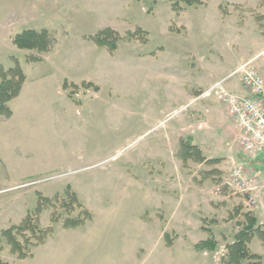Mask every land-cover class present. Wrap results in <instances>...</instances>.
Segmentation results:
<instances>
[{
	"label": "rangeland",
	"instance_id": "obj_1",
	"mask_svg": "<svg viewBox=\"0 0 264 264\" xmlns=\"http://www.w3.org/2000/svg\"><path fill=\"white\" fill-rule=\"evenodd\" d=\"M192 1L0 0V264L264 263L260 171L213 168L240 131L204 97L259 62L264 0Z\"/></svg>",
	"mask_w": 264,
	"mask_h": 264
},
{
	"label": "built area",
	"instance_id": "obj_2",
	"mask_svg": "<svg viewBox=\"0 0 264 264\" xmlns=\"http://www.w3.org/2000/svg\"><path fill=\"white\" fill-rule=\"evenodd\" d=\"M261 64L255 67L241 66L237 73L242 72V86L249 95H240L229 91L225 81H220L205 92L204 97L218 99L227 106L236 124L242 130L241 146L247 157L264 155V51L255 60ZM244 165H239L235 177L244 173ZM240 179V178H239ZM245 189H252V180L241 179Z\"/></svg>",
	"mask_w": 264,
	"mask_h": 264
},
{
	"label": "crops",
	"instance_id": "obj_3",
	"mask_svg": "<svg viewBox=\"0 0 264 264\" xmlns=\"http://www.w3.org/2000/svg\"><path fill=\"white\" fill-rule=\"evenodd\" d=\"M261 64V61L259 60L258 61H255V65L256 66H259ZM234 76H229V77H226L228 78V81L226 83V88L233 92V93H236V94H240V95H249V93L245 90V88L242 86V82H239V80H231ZM223 80V79H222ZM221 81V80H220ZM221 106L225 107L226 110H228L227 106L224 105L223 103L220 104ZM229 112V110H228ZM229 115L230 117L233 119V117L231 116L230 112H229ZM217 120L219 121L220 125L222 126V128L226 129V123L224 122V120L222 119V117L220 115H217L216 116ZM234 120V119H233ZM235 122V120H234ZM236 123V122H235ZM230 127V126H229ZM228 127V128H229ZM236 127L239 129L240 131V134H239V137L238 139L236 138V141H234L233 143H237V141H239L237 144L233 145V147H235V150H233V154L231 156H224L222 158L226 159L224 160L222 163H218V164H214L215 166H213V168H217V169H225V170H228L229 169V166H227L230 162L237 165V163H239L240 161L238 160H241L240 158L242 157L243 160L245 161L247 159V162H251L252 161H255V165H256V169H259L260 173H258V177H259V189H260V193L262 192L263 196H264V189L262 186V181H264V155L261 154V155H258L256 156V158H248L246 156V154L243 152L242 150V146H241V139H242V130L240 129V127L236 124ZM221 142L222 143H228L225 141L224 138H220ZM221 144V143H220ZM222 145V144H221ZM241 150H240V148ZM206 151H208V149H206ZM236 151H238V154L236 153ZM211 156V155H210ZM209 159H214L212 157H210ZM221 159V157H220ZM242 160V161H243ZM234 165V166H235ZM225 166V167H224ZM258 171V172H259ZM264 203V202H263ZM258 219H259V222L261 224H264V213L260 215V213H258ZM264 264V263H263Z\"/></svg>",
	"mask_w": 264,
	"mask_h": 264
},
{
	"label": "trees",
	"instance_id": "obj_4",
	"mask_svg": "<svg viewBox=\"0 0 264 264\" xmlns=\"http://www.w3.org/2000/svg\"><path fill=\"white\" fill-rule=\"evenodd\" d=\"M187 5H193L195 3V1L192 0H183ZM39 36V34H36L35 32L32 31H28L25 32L23 34H21L20 36L15 38L14 44L19 48V49H30L33 48L35 46L34 41H37V37ZM257 224V221L254 219L252 226L250 227H255ZM251 228V229H252ZM250 229V230H251ZM251 237V235H250ZM207 242L199 244L197 247L199 250H206L207 249ZM211 249V248H210ZM208 250V249H207ZM232 251L236 254L238 253L239 255H243V242L242 240H238L237 242H235ZM259 259V258H258Z\"/></svg>",
	"mask_w": 264,
	"mask_h": 264
}]
</instances>
